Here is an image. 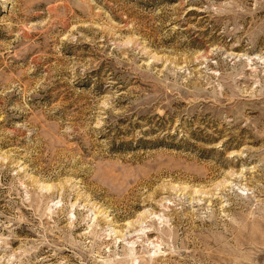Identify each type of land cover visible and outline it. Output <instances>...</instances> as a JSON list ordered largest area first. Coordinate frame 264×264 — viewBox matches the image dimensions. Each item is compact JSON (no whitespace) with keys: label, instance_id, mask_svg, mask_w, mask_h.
I'll use <instances>...</instances> for the list:
<instances>
[{"label":"rangeland","instance_id":"obj_1","mask_svg":"<svg viewBox=\"0 0 264 264\" xmlns=\"http://www.w3.org/2000/svg\"><path fill=\"white\" fill-rule=\"evenodd\" d=\"M0 264H264V0H0Z\"/></svg>","mask_w":264,"mask_h":264}]
</instances>
